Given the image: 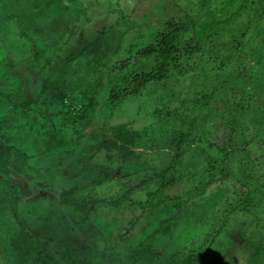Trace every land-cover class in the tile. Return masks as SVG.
<instances>
[{"label": "rangeland", "instance_id": "rangeland-1", "mask_svg": "<svg viewBox=\"0 0 264 264\" xmlns=\"http://www.w3.org/2000/svg\"><path fill=\"white\" fill-rule=\"evenodd\" d=\"M47 1L0 0V89L10 92L12 99L20 104L16 107L0 94V117H4L0 139L27 153L31 164V167L23 166V173H17L15 165L9 172L0 173V200L8 193L2 180L7 179L17 188L14 194L17 217L32 227L49 255L60 264L69 263L65 256L67 249L94 264H166L172 253L183 252L193 243L203 245L207 232L213 228H220L225 264H249L247 240L256 234L264 238V226L257 227L251 214L238 212L225 216L223 206L237 195L232 185L215 186L205 196L186 204L176 218L174 215L186 190L211 176V171L206 169L208 162L221 164L219 150L227 115L232 108L248 106V102L243 103V93L247 92L255 98L241 117L243 124L232 139L235 146L232 153L238 159L244 148L255 152L264 170V16L255 21L248 38L247 56L241 57L237 70L231 66L218 69L211 58L197 57L190 64L175 68L165 82L154 84L136 98L115 104L108 98L106 77L105 87L98 92L99 105L89 125L84 127L86 136L81 143L46 152L45 133L50 128L59 127L72 135L78 125L66 120L57 107L51 108V118L43 113L32 124V112L25 105L31 98L41 96V81L47 77L59 78L56 69L68 53L83 47L112 25L113 31L107 38L110 55L119 47L115 56L134 55L152 41L161 28L159 23H154L155 17L167 16L170 6L175 7L174 1L183 8L198 5V0H53V5ZM238 1L223 0L222 14H228ZM130 14L141 21V26L131 29L121 40V33L129 26ZM132 24L137 26L134 19ZM25 32L40 48L47 49L42 59H34L32 42L23 35ZM93 78L87 60L78 57L62 85L69 89ZM19 85L21 90L15 91ZM115 126H121L128 137L135 139L132 149L140 151L141 158L128 162L118 157L109 160L106 149L97 151V146L107 140L101 133L111 135ZM187 129L201 137L195 142L200 149L186 152L188 160L196 163V173L173 187L157 189L150 197L146 189L134 193L133 199L149 198L154 204L147 210L142 205L120 211L98 207L90 213L87 224L79 221L83 211L60 202L65 188L88 184L113 171L122 177L143 163H158L164 158L158 146L166 144L174 133ZM235 161L236 168H241L242 162ZM259 184L251 185L256 202L259 190H264ZM119 189V180L115 178L96 188L89 187L82 194L111 196L118 194ZM5 204L0 201V264H19L8 245L13 236L19 235L21 227L12 210L4 209ZM259 217L264 225V213ZM165 218L168 221L160 226ZM133 221H138L135 228L126 238H121ZM158 229L160 232L149 243L154 255L152 261L132 258L134 249L148 243V237ZM32 262L33 259L27 264ZM206 264H216V257L213 255Z\"/></svg>", "mask_w": 264, "mask_h": 264}, {"label": "trees", "instance_id": "trees-1", "mask_svg": "<svg viewBox=\"0 0 264 264\" xmlns=\"http://www.w3.org/2000/svg\"><path fill=\"white\" fill-rule=\"evenodd\" d=\"M174 2L175 7L170 6L167 16L160 17L161 14H158L155 17L154 23H159L161 28L156 31L152 41L141 47L134 55H127L125 58L115 56L120 47L110 55L107 38L114 26L109 25L90 41H87L83 47L68 53L56 69L60 75L59 78L52 80L47 77L41 81V96L31 98L25 105V108L32 112V124L39 120L40 114L43 113L51 118L53 114L50 111L51 108L57 107L58 112L63 114L66 120H71L72 123L78 125L75 128V134L72 135H67L59 127L50 128L45 133L46 152L81 143L82 138L86 136L84 127L89 125L90 119L99 105L98 92L105 87L106 77L109 85L108 98L115 104L119 101L136 98L154 84L165 82L175 68L183 63L190 64L197 57L211 58L214 67L218 69L223 70L230 66L233 67V70L240 68L237 63L247 56L248 38L256 26L255 21L264 16V0H239L238 4L226 15L222 14L223 0H198V5L189 8H183L178 1ZM53 3V0L47 1L48 5H53ZM86 17L89 18L88 15ZM133 19L136 27L132 24ZM128 20L129 26L121 33V40L131 29L141 26V21L138 22V19L134 18L132 14L128 15ZM23 35L32 42L34 59H42L46 55L47 49L40 48L35 44L34 39L27 32ZM78 57H84L87 60L88 72L94 78L82 85L75 84L69 89H64L62 81ZM20 90V85L15 88V91L19 92ZM0 94L16 107L20 106L15 99H12L10 92L0 89ZM232 94L236 97L235 91ZM243 95L245 99L243 103L248 102V106H250L255 96L251 92L243 93ZM240 104L241 100L238 102V105ZM44 105H46L45 109H43ZM248 106L232 108L228 113L222 134V148L219 150L222 156L221 164L208 162L206 169L211 171V176L186 190L185 194L180 197L182 201L177 205L174 218L193 199L205 196L215 186L228 183L235 188L237 195L223 206L225 216L238 212L251 214L253 223H257V227L264 226L259 217L264 213V190H259L260 197L256 202L254 200L255 190L251 189L254 182L260 183L261 189L264 187L263 162L255 152L246 148L241 150L238 159L232 153L235 149L232 139L235 133L242 128L241 117ZM241 110L243 112L240 116ZM3 119V116L0 117V124ZM193 120L195 121L196 118ZM112 130L111 135L107 132L101 133L107 140L97 146V151L106 149L109 160L118 157L122 161L128 162L141 158L142 153L132 149L136 141L128 137L126 130L123 131L121 126H115ZM200 139L201 137L190 129L174 133L167 139L166 144L158 146L164 154V158L158 163L151 165L143 163L139 168L127 172L122 177H118L113 171L92 179L88 184L65 188L60 194V202L67 206H73L76 211H83L79 221H84L87 224L90 223L88 218L90 213L97 210L98 207L120 211L129 209L133 205H142L143 209L147 210L154 205L149 198L137 200L133 199V194L146 189L150 197L157 189L173 187L185 178L192 177L196 173L197 166L195 162L188 160L186 152L188 150L196 151L198 147L200 149V145H195V142ZM28 158L27 153L0 139V173L9 172L13 165H15L17 173H23L24 165L31 167ZM209 159L211 160L210 157ZM235 160L242 162L241 168H236ZM115 178H118L120 185L119 193L116 195L88 196L82 194L89 187L96 188ZM2 180L8 193L3 195L0 201L6 203L4 209L12 210L21 227L19 235L13 236L8 245L18 259V263L27 264L33 259L32 264H60L49 255L47 247L32 227L17 217V200L14 196L17 188L11 186L9 180ZM167 221V218L162 219L160 226H163ZM225 221L226 219L223 220V222ZM137 223L138 221H133L120 237L126 238ZM219 230L220 228L209 230L203 245L199 246L193 243L183 252L172 253L166 264H206L213 255L216 257V264H225L224 257L221 255L224 242L219 238ZM159 232L160 229L150 235L148 243L136 247L131 254L132 258L152 261L154 255L149 243ZM247 244V262L249 264H264V238L256 234L254 238L247 240ZM65 256L68 264H94L92 260L80 259L68 249Z\"/></svg>", "mask_w": 264, "mask_h": 264}]
</instances>
